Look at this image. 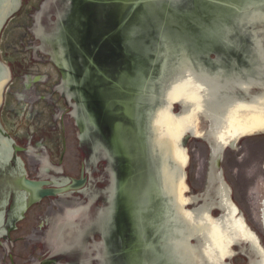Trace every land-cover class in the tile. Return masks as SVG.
I'll list each match as a JSON object with an SVG mask.
<instances>
[{"label":"water","instance_id":"obj_1","mask_svg":"<svg viewBox=\"0 0 264 264\" xmlns=\"http://www.w3.org/2000/svg\"><path fill=\"white\" fill-rule=\"evenodd\" d=\"M0 264H264V0H0Z\"/></svg>","mask_w":264,"mask_h":264},{"label":"flooded vegetation","instance_id":"obj_2","mask_svg":"<svg viewBox=\"0 0 264 264\" xmlns=\"http://www.w3.org/2000/svg\"><path fill=\"white\" fill-rule=\"evenodd\" d=\"M83 174V177H87V175H86V173L84 172V169L82 168L81 169V173H80V175H79V177H78V179H80L81 178V175ZM78 179H76V180H78ZM143 196V195H142ZM141 196V197H142ZM141 197H139L138 198V200H140V198ZM137 198V197H136ZM136 198H133L134 200H136ZM118 217H119V220L122 222V226H121V232L123 233L124 231H125V233H126V237H127V239H128V237H129V234H128V232H130V230L131 229H129L130 228V223H131V220H130V216H129V214H126V213H122L121 212V214H118ZM124 233V234H125ZM123 234V235H124ZM166 236V235H165ZM164 242H165V237H164ZM132 246H131V252H136V251H138L139 250V245H138V243L136 242V243H132L131 244Z\"/></svg>","mask_w":264,"mask_h":264}]
</instances>
